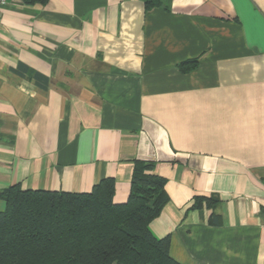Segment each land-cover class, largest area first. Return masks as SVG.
<instances>
[{"label": "crops", "instance_id": "1", "mask_svg": "<svg viewBox=\"0 0 264 264\" xmlns=\"http://www.w3.org/2000/svg\"><path fill=\"white\" fill-rule=\"evenodd\" d=\"M147 1L0 7V193L110 177L123 203L151 161L174 260L264 264V0Z\"/></svg>", "mask_w": 264, "mask_h": 264}, {"label": "trees", "instance_id": "2", "mask_svg": "<svg viewBox=\"0 0 264 264\" xmlns=\"http://www.w3.org/2000/svg\"><path fill=\"white\" fill-rule=\"evenodd\" d=\"M153 4L148 0L146 7ZM196 65L188 60L178 68L185 74ZM154 168L151 161L134 162L123 203L113 201L110 177L88 193L3 190L0 264H179L169 253V235L157 238L149 228L169 201Z\"/></svg>", "mask_w": 264, "mask_h": 264}, {"label": "built area", "instance_id": "3", "mask_svg": "<svg viewBox=\"0 0 264 264\" xmlns=\"http://www.w3.org/2000/svg\"><path fill=\"white\" fill-rule=\"evenodd\" d=\"M7 3V0H0V7L5 6Z\"/></svg>", "mask_w": 264, "mask_h": 264}]
</instances>
